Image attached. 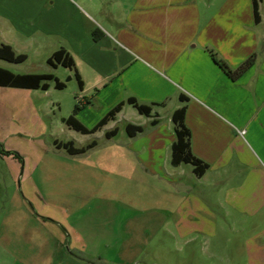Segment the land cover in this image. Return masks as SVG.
<instances>
[{"label": "crops", "instance_id": "0c3cea01", "mask_svg": "<svg viewBox=\"0 0 264 264\" xmlns=\"http://www.w3.org/2000/svg\"><path fill=\"white\" fill-rule=\"evenodd\" d=\"M258 14L257 21L254 0H0V45L27 55L9 62L22 64L29 52L48 61L62 48L74 61L65 67L76 79L75 100L60 113L70 138L55 144L95 140L85 152L106 143L108 154L73 166L42 162L18 186L17 165L2 164L12 154L0 152V264H140L146 234L169 230L173 250L181 240L204 243L220 231L245 234L246 263L264 264V0ZM212 53L233 70L256 57L232 77ZM47 74L67 88L58 74ZM52 87L63 89L55 80L48 89L0 85L1 144L16 130V115L2 111L3 98L17 105L9 89L29 90L25 101L40 115L50 112L43 96L55 94ZM75 102L82 104L76 118L88 128L123 105L100 129L83 133L65 121ZM51 104L62 112L60 97ZM182 106L191 150L209 165L202 175L192 163L172 162L173 114Z\"/></svg>", "mask_w": 264, "mask_h": 264}, {"label": "rangeland", "instance_id": "374dc122", "mask_svg": "<svg viewBox=\"0 0 264 264\" xmlns=\"http://www.w3.org/2000/svg\"><path fill=\"white\" fill-rule=\"evenodd\" d=\"M29 54L30 58L19 65L1 59L0 63L18 71L33 70L39 73L53 72L58 74L68 85L65 89H56L52 87L55 94L51 93L50 95L43 96L44 103L47 102L48 107H50V112L48 114L41 113L38 115L31 108L29 100L28 102L25 101V99L29 98V94H27L30 92L29 90L22 91L24 89L17 88L9 89L16 93L12 95V98L17 100L16 107H13V105L11 106L9 101H5L3 98L2 111H11L16 115L13 120L14 128L16 129L15 134L9 139L8 143L2 144L3 149L16 151L21 157L12 153L11 157H6L9 158L5 159L7 160L6 163L3 162L2 164L6 166L10 165L9 163L12 162L17 165L16 179L18 186L21 183V178L24 179L32 167L42 162H60L73 166L82 161H103L108 155L106 153L107 148H105L106 146L104 145L106 143H101L98 147L80 154H71L65 148H57L54 142L55 138L62 140L70 138L65 124L61 121L60 113H67V102H71L72 99L75 100L72 87L77 84L76 79L69 67L66 68L64 65H61L59 68H54L52 64L47 61L46 55L36 56L33 52H29ZM251 57H254L255 61V53L250 55L246 60ZM71 75L74 77L73 80L69 79ZM77 91H80L78 87ZM58 97H60L64 103L62 112H60L57 104H51L52 98ZM25 103H27V105H25ZM75 104H73L72 107H75ZM71 105L72 104H70V107ZM54 112L56 113L55 116L53 114ZM239 131L243 139L249 145V136L247 135L246 128H242ZM76 139H78V141H83L80 136H76ZM77 144L79 145V142H77ZM249 148L254 153L253 148H251V146H249ZM243 154L250 160V152L246 154L244 151ZM248 169L249 168H246V171H248ZM161 190L164 193L162 188ZM219 215L220 217L223 215L221 210ZM145 237L146 249L141 255L140 264H247L245 250L243 248L245 234H235L227 230L220 231L216 237H211L204 243L203 240L199 239L189 246L183 245L181 240L179 241L181 248L176 250H173V230H169L168 232L163 231L155 236L150 232L149 234L147 233ZM213 253L215 254L214 256L212 255Z\"/></svg>", "mask_w": 264, "mask_h": 264}, {"label": "trees", "instance_id": "16d2710c", "mask_svg": "<svg viewBox=\"0 0 264 264\" xmlns=\"http://www.w3.org/2000/svg\"><path fill=\"white\" fill-rule=\"evenodd\" d=\"M260 0H254V11H255V18L258 21L259 14H258V6ZM102 35L100 30L94 32L95 38H99ZM215 60L219 65L228 72L232 77H237L244 73L254 62V57L249 58L245 62H243L238 68L231 69L229 65L223 61L222 59L218 58L215 53H212ZM0 58L11 61V62H23L27 59L26 54L17 53L14 48L10 44L3 43L0 45ZM48 62L52 65L57 63H61L64 66H74V61L70 54L65 49H59L56 51L49 59ZM80 85L82 87V81L80 76H78ZM49 80H55V85L57 88H64L65 83L60 81L56 76L53 74L47 73H26V74H17L10 71L7 68L0 67V85L4 86H12V87H25V88H42L48 89L49 88ZM130 103H133L140 112L145 114L151 113V106L139 103L135 98L129 99ZM122 103L117 105L113 108L109 113L94 127L88 128L83 125L77 118L76 113L82 108V104L77 102L74 107L73 115L69 116L65 119L66 123L71 127L83 132V133H91L95 132L100 129L103 125H105L109 120L115 118L116 114L121 110ZM185 115H186V106H182L177 109L173 114V120L176 124V133L177 139L173 144V156L172 162L174 165H178L182 162L192 163L194 165L195 172L198 175H202L208 169L209 165L207 162L201 160L200 158L196 157L192 150H191V133L189 128L185 124ZM128 131L132 134L134 131H140L141 126H135V130L132 131L131 127L128 126ZM117 133V130H111L106 133L107 137H112ZM96 141H92L86 146L77 147L75 146L72 140L66 141L63 143L56 142L58 147H64L69 153L77 154L85 152L87 149L96 145ZM0 152L7 153V154H15L18 157H21L19 153L16 151H10L3 149V145L0 143Z\"/></svg>", "mask_w": 264, "mask_h": 264}]
</instances>
